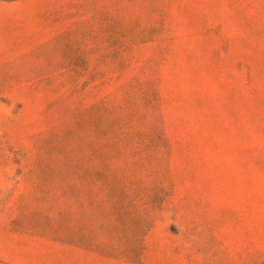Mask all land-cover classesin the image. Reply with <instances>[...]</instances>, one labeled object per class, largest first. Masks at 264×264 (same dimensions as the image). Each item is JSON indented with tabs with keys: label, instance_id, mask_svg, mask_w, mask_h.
<instances>
[{
	"label": "rangeland",
	"instance_id": "1",
	"mask_svg": "<svg viewBox=\"0 0 264 264\" xmlns=\"http://www.w3.org/2000/svg\"><path fill=\"white\" fill-rule=\"evenodd\" d=\"M0 264H264V0H0Z\"/></svg>",
	"mask_w": 264,
	"mask_h": 264
}]
</instances>
